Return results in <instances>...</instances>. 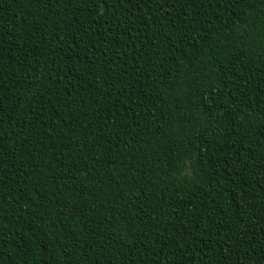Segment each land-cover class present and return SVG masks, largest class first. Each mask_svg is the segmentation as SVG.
Wrapping results in <instances>:
<instances>
[{"label": "trees", "instance_id": "1", "mask_svg": "<svg viewBox=\"0 0 264 264\" xmlns=\"http://www.w3.org/2000/svg\"><path fill=\"white\" fill-rule=\"evenodd\" d=\"M0 264H264V0H0Z\"/></svg>", "mask_w": 264, "mask_h": 264}]
</instances>
